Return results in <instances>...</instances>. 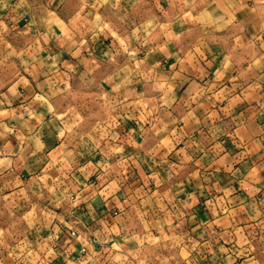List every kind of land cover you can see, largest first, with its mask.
Wrapping results in <instances>:
<instances>
[{
    "label": "crops",
    "instance_id": "obj_1",
    "mask_svg": "<svg viewBox=\"0 0 264 264\" xmlns=\"http://www.w3.org/2000/svg\"><path fill=\"white\" fill-rule=\"evenodd\" d=\"M54 179L0 264H264V0H0L1 208Z\"/></svg>",
    "mask_w": 264,
    "mask_h": 264
},
{
    "label": "rangeland",
    "instance_id": "obj_2",
    "mask_svg": "<svg viewBox=\"0 0 264 264\" xmlns=\"http://www.w3.org/2000/svg\"><path fill=\"white\" fill-rule=\"evenodd\" d=\"M150 8H151V5H149L146 2L143 4H140L139 6L135 7L133 11L129 10L127 12L128 18H125L124 20H121V21L123 24H125L126 27H133L136 20L143 16V14H141L142 11H145L146 13V11L150 10ZM80 102H81V105H83V108L86 109L85 105L87 104V101L82 100ZM114 108H115V105H111L110 109L112 110ZM85 111H87V109ZM112 113H113L112 115L114 116V110H112ZM82 116L83 118L80 117V119L82 120L80 124V127H81L80 133L74 134L72 136L73 138L69 139L70 142L74 144L75 146L70 147V148H63L61 152L56 154V157L53 159L54 163L51 164L50 167L48 168L49 173L56 174V172L57 173L59 172L61 174L63 173L68 174L69 171L72 169V167L77 166L75 162H77L78 159L83 160L87 156L88 151L90 150L89 141H88V133H87L89 120H92V121L94 119L97 121L99 120H98V116H95V117H92V116L89 117L85 115H82ZM111 120L114 121V117L111 118ZM65 182L67 185L68 184L67 180H59V179L50 180L47 190H44L42 194L33 193L29 196L27 195V198L24 201L20 200L18 197L15 198L14 200L15 203L13 202V205L14 204L16 205V211L13 214H10L9 212L1 208V205L3 203H7V200L2 195H0V219L3 221H8V220L13 221L12 223L15 225L14 230L16 231V234L22 232L24 230V225H25V218L23 217V214H24V209L26 207V204H28L29 202L38 203V204L39 203L48 204V208L50 209L55 208L57 204L60 205L59 207H61L63 196H59L58 195L59 193L56 196L55 193L57 189H61L62 187L66 186ZM3 188L5 189V186H2V189ZM48 213H53V212L49 211Z\"/></svg>",
    "mask_w": 264,
    "mask_h": 264
}]
</instances>
